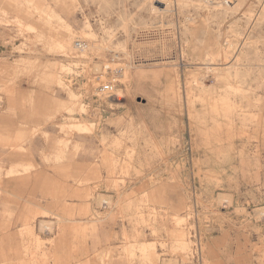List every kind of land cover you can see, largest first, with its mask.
Masks as SVG:
<instances>
[{
	"label": "rangeland",
	"instance_id": "1",
	"mask_svg": "<svg viewBox=\"0 0 264 264\" xmlns=\"http://www.w3.org/2000/svg\"><path fill=\"white\" fill-rule=\"evenodd\" d=\"M263 215L264 0H0V264H264Z\"/></svg>",
	"mask_w": 264,
	"mask_h": 264
},
{
	"label": "built area",
	"instance_id": "2",
	"mask_svg": "<svg viewBox=\"0 0 264 264\" xmlns=\"http://www.w3.org/2000/svg\"><path fill=\"white\" fill-rule=\"evenodd\" d=\"M79 47L82 48V43L79 44ZM120 91L121 89L114 87V84L111 82L101 91L102 93H105L109 98L111 108L118 112L126 109L128 104V102L126 101V97L123 98L121 94H119Z\"/></svg>",
	"mask_w": 264,
	"mask_h": 264
},
{
	"label": "bare ground",
	"instance_id": "3",
	"mask_svg": "<svg viewBox=\"0 0 264 264\" xmlns=\"http://www.w3.org/2000/svg\"><path fill=\"white\" fill-rule=\"evenodd\" d=\"M198 48H199V47H198ZM198 48H197V49H198ZM126 101L129 102L127 99H126ZM238 178H239V177H238ZM103 197H104V196H103ZM261 213H262V212H261ZM239 216H240V215H239ZM263 216H264V215H263ZM258 217H260V216H258ZM258 220H259V219H258ZM43 223H45V222H43ZM226 225H227V224H226ZM46 228H47V227H46ZM170 263H171V262H170ZM164 264H165V263H164Z\"/></svg>",
	"mask_w": 264,
	"mask_h": 264
},
{
	"label": "crops",
	"instance_id": "4",
	"mask_svg": "<svg viewBox=\"0 0 264 264\" xmlns=\"http://www.w3.org/2000/svg\"><path fill=\"white\" fill-rule=\"evenodd\" d=\"M129 103V102H128ZM128 106V105H127Z\"/></svg>",
	"mask_w": 264,
	"mask_h": 264
}]
</instances>
